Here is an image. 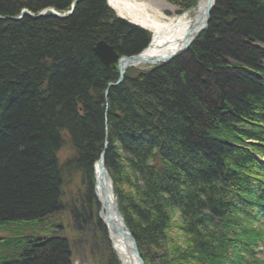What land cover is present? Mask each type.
<instances>
[{"label": "trees", "instance_id": "trees-1", "mask_svg": "<svg viewBox=\"0 0 264 264\" xmlns=\"http://www.w3.org/2000/svg\"><path fill=\"white\" fill-rule=\"evenodd\" d=\"M72 2L0 0V228L60 213L63 172L76 167L91 182L103 152L144 264L153 251L163 264L225 263L243 221L252 224V208L264 221V0H215L184 53L126 71L113 87L117 69L99 61L95 44L131 56L150 34L118 18L106 0H79L63 19H12L24 9L64 13ZM64 137L74 157L59 165ZM174 210L182 248L167 237ZM247 237L249 248L260 241ZM20 247L0 264H72L56 234L24 237Z\"/></svg>", "mask_w": 264, "mask_h": 264}, {"label": "rangeland", "instance_id": "rangeland-1", "mask_svg": "<svg viewBox=\"0 0 264 264\" xmlns=\"http://www.w3.org/2000/svg\"><path fill=\"white\" fill-rule=\"evenodd\" d=\"M118 1L119 2L117 4V7H114L107 0L108 6L114 11L115 15L145 28L150 34L151 38V29L148 26L141 24L140 21L142 18L145 19L146 17H149L150 19L161 22H164L168 19H175L184 13L188 14L193 12L198 0ZM123 2L134 5L136 8L134 9V11H131L124 7ZM50 10L52 9L46 8L44 10H41L37 14L40 13L41 16H44L50 13ZM25 11L28 12L27 10ZM28 13L29 14L24 15H32L30 16L32 18H35V16L37 15L30 12ZM22 16L19 15L17 16V18L20 19ZM145 24L148 25V23ZM156 65H158V63L139 64L127 69L126 71L130 76H132L140 71L148 70ZM114 66L117 69V63H115ZM64 141L65 142L63 146L57 153L59 165H63L65 162L71 160L74 157L73 149L71 148L66 137H64ZM96 161H94L92 165L91 182L89 180V177H87L86 172L76 167L71 168L70 166L69 169L63 172L61 198L63 209L60 213L49 216L40 221L30 223L28 225L22 224L19 226H8L0 228V244H2L0 246L1 258L12 256L14 255V253H17V251L20 252V246L22 245V240L24 237L45 239L56 234L67 241L70 248V259L72 264H119L114 253L109 249L108 236L106 234L105 228L98 218L99 203L97 202L93 193V185L95 180L94 169ZM110 181L112 186V180ZM130 185H133L132 181L130 182ZM130 185L128 184L127 186L129 187ZM89 187L91 188L90 192L92 193V195L91 193H89ZM123 190L128 191L126 187H123ZM244 198H246L245 202L247 203L248 208L254 205L252 197L244 196ZM256 202L257 201H255V204L257 205ZM75 212L79 213V217L76 216ZM237 212H239V210ZM83 214H86L88 217L87 223L82 222L84 219ZM251 217L252 224H248V220L246 222L243 221V229H238L237 233H235L236 235L234 236V240L236 239V246L230 247L228 249V253H226L225 255L227 257V260L223 264H264V221L260 219V214L257 208L251 209ZM170 218L172 227L168 231L167 237L176 246L182 248L186 240L185 235L178 229L179 225H183L182 218L176 210L170 212ZM215 230L218 233L219 229L215 228ZM255 233H257V238L258 236H260V241L256 242L255 247L249 248L248 246H246V244L249 243V238L247 236L250 237ZM232 250L235 251L232 252ZM153 253L155 255L151 263L147 259V264H163L162 261L157 258L158 253L154 251Z\"/></svg>", "mask_w": 264, "mask_h": 264}, {"label": "bare ground", "instance_id": "bare-ground-1", "mask_svg": "<svg viewBox=\"0 0 264 264\" xmlns=\"http://www.w3.org/2000/svg\"><path fill=\"white\" fill-rule=\"evenodd\" d=\"M108 1L114 7H117L119 2L118 0ZM209 1L210 0H198L193 12L188 14L184 13L175 19H168L164 22L150 19L149 17H146L147 20L146 18H142L140 21L141 24L148 26L152 32L151 45L143 53V57L148 59L152 57L166 59L181 51L185 47L187 41L201 28L203 24V12ZM123 5L131 11H134L136 8L134 5L127 2H123ZM70 9L71 8L64 13L69 12ZM58 14L61 15L63 13ZM118 18L126 20L121 17ZM145 23H148V25ZM94 179L93 193L99 203L98 218L105 228L108 239H110L109 249L114 253L119 264H140L135 255L133 246L124 235L125 231L122 229L121 221H119L115 214L116 202L110 178L105 174L103 176V172L98 164L95 165ZM112 230H114V235L111 233ZM118 231L119 233H117Z\"/></svg>", "mask_w": 264, "mask_h": 264}, {"label": "water", "instance_id": "water-1", "mask_svg": "<svg viewBox=\"0 0 264 264\" xmlns=\"http://www.w3.org/2000/svg\"><path fill=\"white\" fill-rule=\"evenodd\" d=\"M79 1V0H73L72 4H71V9L69 12L67 13H63V14H58L56 13L55 11L53 10H50V13L52 15H54L55 17L59 18V19H63V18H66L68 17L71 12L73 11L74 7H75V4L76 2ZM215 3V0H210L203 12V24L201 26V28L194 34V36L192 38H190L185 47L178 53L168 57V58H159V57H152L151 59H148V58H144L143 57V53L146 51V49L148 47H150L151 45V41L150 43L147 45L146 48H144L141 52H139L138 54H135V55H131V56H121V57H118V55L115 53L114 49L112 46L108 45L106 42L104 41H98L94 48H93V51H94V54L96 55V57L99 59V61L104 64L105 66H110L114 63H117V73H118V78L116 80L115 83H109L108 84V87H113V86H116L118 84H120L123 80V77H124V72L126 71L127 68L129 67H133L135 65H139V64H153V63H162V64H165V63H168L170 60H172L173 58L179 56L181 53L185 52L190 44L198 37V35L206 28L207 26V22H208V19H209V13H210V10L211 8L213 7ZM24 14H29L28 12H26L25 10H22L21 11V14L20 16L24 15ZM32 16V15H30ZM41 16V14H37L35 16L36 17H39ZM12 19H18L17 17L15 18H12ZM107 94V91L104 93V95ZM106 145V144H105ZM96 164H98L101 168V171L103 172V176L104 174L105 175H108L107 174V171H106V168L104 166V162H103V152L100 153L99 155V158L98 160L96 161ZM115 214L117 215L119 221H121V225H122V229L125 231V237L130 241L131 245L133 246V249H134V252H135V255L136 257L138 258L140 264H144L143 263V260L141 259L140 257V254L138 253L137 251V248H136V244L134 242V239L132 238L131 234L129 233V231L127 230L124 222H123V219L121 217V215L119 214L118 210H117V207L115 208ZM111 233L114 235V230L111 231ZM116 233V232H115ZM119 233V231L117 232ZM110 240V239H109Z\"/></svg>", "mask_w": 264, "mask_h": 264}]
</instances>
